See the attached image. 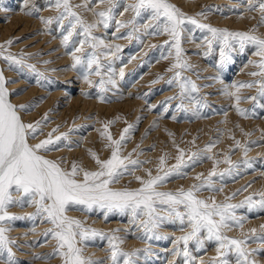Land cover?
Segmentation results:
<instances>
[{
    "label": "rangeland",
    "instance_id": "1",
    "mask_svg": "<svg viewBox=\"0 0 264 264\" xmlns=\"http://www.w3.org/2000/svg\"><path fill=\"white\" fill-rule=\"evenodd\" d=\"M49 2L50 0H3V5L0 6V25L8 24V18L12 16L13 12L24 13L23 15L31 20L24 31H20L25 25L21 24L22 26L19 28H17L18 26L13 27L8 34L0 36V45L5 46L3 51L5 54L11 53L17 57L23 54L26 64H34L37 71L44 74L41 82L37 83L36 75L27 67L18 70L15 66L10 67L8 62L0 57V70L3 71L6 79L14 81L7 84L10 93H12L10 100L16 105H33L29 111L20 113L23 120L34 122L40 120L45 113L48 115V121L43 126V135H40L36 140H31V143L44 139L52 129L59 126V131L55 132L54 136L67 133L68 139L67 142H61L59 150L47 153V155L53 156H49V158H64L66 163L63 164V167L65 168H69L72 161H77L83 167L95 170L97 166L90 157L89 150L96 152L101 159H107L111 155V149L105 146L107 140L100 136L103 124L110 120L115 121L109 125V131L114 139H119L122 130L132 124L134 128L123 145L122 154L127 156L132 153V159L150 161V163L138 167L133 175L126 173L113 187L137 188L140 185L135 176H145L146 169H151L153 175H156L161 156L167 154L166 167L176 163L175 157L178 154L176 145L190 154L204 149L210 141H218L212 152L207 153L221 161L216 166L217 172H222L229 167L228 164L223 163L225 154L230 155L233 162L239 163V167L231 176L226 175L223 180L218 177L214 178L216 187H222L223 192L204 190L199 193L200 197L214 196L217 202H221L225 196H229L237 189H242L249 184L248 190L241 191L231 203H239L251 193L264 192V97L257 93L259 85L240 90L242 97H257L255 101L241 100L240 107L247 110V118H245L239 115L233 107L234 99L224 95L222 91L224 85H231L234 81L251 82L261 79L259 76L249 75L251 72L258 71L256 67L248 63L249 60H259V57L253 54L254 48L249 46L243 52L234 51L232 62L225 68L219 69L217 67L220 59L219 47L214 45L212 51L209 52L204 39L208 35L206 30H200L191 24L187 25V29L190 31L184 32L182 47L184 58L192 65V68L184 70L182 75L195 82L199 90L181 98L178 85L175 82L172 84L167 82L174 74V72L167 71L174 62V49L171 50L173 54L169 55L170 49L164 45L165 40H168L169 37L167 35H149L148 32L151 29L146 30L144 25L153 22L147 14H142L136 19L135 27L138 30L129 38L127 33L133 28V25L129 24L118 30L115 20L127 22L132 19L133 13L131 11L124 12V7L132 3L133 0H118L119 7L115 10V19L110 22V26L107 29L100 26L93 33L107 44L120 45V51L116 52L115 56H101V63L108 65L111 62L115 69L116 74L113 76V79L116 80L115 87L110 84L105 85L108 91L103 93L105 100L102 102L99 99L100 89L96 86L100 77L90 75L89 78L94 84L92 86L87 84V87L82 90L81 104L87 100L95 101L103 106L101 111L98 105L93 104V109L88 106L86 113L78 112L76 115L69 113L62 121H57L55 116L59 112L53 113V108H61L63 105L61 101L65 102V96L59 97L55 105L50 108L46 107L50 95L63 90L65 91L64 95L77 96L80 90L76 88V83L74 86H68L66 83L69 80L74 81L75 78H82V73L79 69L71 67L73 63L69 54L71 44L68 49H65L61 43L66 31H62L55 22L46 29L39 18L57 15V10L54 7H49ZM170 2L188 16L196 17L201 23L226 28L230 31H249L258 24L261 17L258 9L259 0H255L256 10L251 11L248 0H170ZM71 3L73 5L88 4L89 8L95 7L97 11L108 6L107 0L103 4L98 0H71ZM33 7L39 8L38 14L28 15L27 12ZM75 11L90 23L97 20L93 12L84 7L76 8ZM202 11H206V16L197 15ZM120 12H124V14L121 16ZM64 23L67 25L68 21L66 20ZM256 34L264 35V26H260ZM10 39L13 40V43L7 45L6 41ZM73 39L77 41L78 46V40L82 37ZM86 51H90V49H86ZM113 51H115L114 48ZM165 56L167 59L163 58ZM56 57L67 60L66 64L59 65ZM246 65L247 68H244ZM120 69L124 70L123 78L119 76ZM239 69L242 70V73ZM60 70L64 71L61 76L68 74L73 77L66 81L65 77H60L57 74ZM238 70L241 75L239 81L237 78L235 80V76L238 77ZM72 71L73 73H71ZM68 75L66 78L70 77ZM108 76L109 73L105 72L104 79L107 80ZM161 76L163 79L158 80V77ZM144 77L146 80L143 79ZM214 77H219V79H213ZM157 80L158 82L153 83ZM140 84H144V86L141 87ZM34 87L37 90L31 92ZM85 92L89 95L85 96ZM170 97L175 98L169 99ZM126 100L137 101L139 105L127 106L124 104ZM197 101L200 103L197 104ZM181 104L187 111L179 107ZM137 107H139L138 112H136ZM194 113H198V115ZM173 116L175 119L172 118ZM93 132L96 133L95 137L87 138L89 133ZM169 133L172 135L170 136ZM245 133H249V135H245ZM231 137H235V140H239L242 145L249 146L247 156L244 155L242 148L235 147V140ZM193 140H195V144L192 143ZM185 159H187V155ZM244 160L250 161L251 167L240 163ZM212 167L213 160L204 159L185 169L186 176L170 179L162 186L161 190L175 191L181 186L187 189L198 183L194 179L197 174L203 173L206 176ZM9 212L22 217V219L11 223L12 231L9 233L10 238L16 241L13 251L19 264H61V258L53 253L56 245L55 240L50 235H44L45 230L52 225L42 217H29L30 213L35 212V207L27 204L24 206L13 205L10 206ZM68 215L83 220L86 227L98 229L107 235H111L113 230L119 229L120 231L115 234L124 238V243L121 245L124 251L149 248L148 256L145 258L141 254L138 264H189L188 258L182 254L176 255L174 252L176 238L189 230L185 228L182 231L178 222L164 224L157 229L162 237H167L166 239H140L142 229L138 227V221L132 222L130 214L113 213L105 219L103 212L97 209L90 213L73 210L69 211ZM237 215L247 217L243 228L244 233L251 236L250 229L255 228L257 236L264 235V230L261 229V225H264V209L249 210L245 206V208L237 210ZM227 234L231 237L242 238L241 230L238 228H234ZM176 247L180 250L183 249L182 244ZM215 247L214 242H206L204 249L198 250L196 244L190 241L188 250L193 257H196L191 264H200V260H203L205 264H210V258L216 255ZM248 247L250 249L264 248V241L253 238L249 240ZM108 249V240L96 237L87 242L85 255H90L94 259H103L105 264H111L108 260ZM255 258L259 264H264V252H260ZM229 259L231 264H235L234 255Z\"/></svg>",
    "mask_w": 264,
    "mask_h": 264
},
{
    "label": "snow or ice",
    "instance_id": "2",
    "mask_svg": "<svg viewBox=\"0 0 264 264\" xmlns=\"http://www.w3.org/2000/svg\"><path fill=\"white\" fill-rule=\"evenodd\" d=\"M98 2L103 4L105 0H98ZM2 5L3 0H0V6ZM107 5L103 10L97 11L95 7L89 8L88 4L73 5L71 0H50L49 7H54L57 15L47 18L39 17L46 29L55 22L62 31H66L61 43L65 49H68L71 44L69 53L73 61L71 67L79 69L84 82L90 86L94 84L89 78L90 75L100 77L96 86L100 89L99 99L102 102L105 100L103 93L108 91L105 85L110 84L113 87L116 85V80L113 79L116 73L111 62L108 65L101 63V56H115V53L120 51V45L107 44L102 38L93 34L94 30L100 26L107 29L110 22L115 19V10L119 7L118 0H107ZM248 5L250 11L257 8L255 0H248ZM79 7L92 11L97 20L91 23L86 21L75 11ZM258 9L261 17L257 25L249 31H230L201 23L196 17L188 16L170 0H133L124 7V12L133 13L132 19L127 22L115 20V23L118 30L129 24L133 25L127 33L130 38L138 30L135 27L136 19L142 14H147L153 22L144 25L146 30L151 29L148 34L169 37L164 45L170 49L169 55L173 54L171 50L174 49V62L167 71L174 74L167 82L169 84L175 82L178 85L181 98L199 90L195 82L182 75L184 70L192 68V65L184 58L182 47L183 34L189 30L187 25L191 24L195 28L206 30L208 35L204 39L209 52L214 45L219 47L220 59L217 65L219 69L225 68L232 62L234 51L243 52L249 46L254 48L253 54L259 57V60H249L248 63L256 67L258 71L251 72L249 75L259 76L261 79L235 82L224 85L222 89L224 95L234 99L233 107L237 113L247 118V110L240 107L241 100L255 101L257 97H242L240 90L259 85L257 93L264 97V35L256 34L258 28L264 26V0H259ZM38 12L39 8L33 7L27 14H38ZM124 12H120L119 15L122 16ZM197 15L206 16V11ZM66 20L67 25L64 23ZM74 37H82L78 40V46ZM12 43L11 39L6 41L7 45ZM4 47L0 45V57L8 62L10 67L15 66L18 70L27 67L36 75L37 83L41 82L44 74L38 72L34 64H26L23 54L19 57L11 53L5 54ZM101 49L104 51H99ZM163 58L167 59L166 56ZM105 72L109 73L107 80L104 79ZM119 76L123 78V69H120ZM159 79L163 77H158ZM213 79H219V77ZM13 82L6 79L3 71L0 70V258H3L0 259V264H19L13 251L16 241L10 238L9 233L12 231L11 223L22 217L10 213L9 208L13 205L24 206L25 204L35 207V212L29 214L30 218L42 217L52 225L45 230L44 235H50L55 240L53 253L61 258V264H105L103 259H94L90 255H85L87 242L96 237L108 240V260L111 264H121V262L122 264H138L141 254L146 258L150 253L149 248L124 251L121 247L124 238L115 234L120 231L119 229L107 235L98 229L86 227L83 220L68 215V212L73 210L90 213L97 209L103 212L105 219L113 213L130 214L132 222L138 221V227L142 229L140 239H166L167 237H162L157 229L164 224L178 222L182 231L185 228L189 230L176 238L174 252L176 255L182 254L188 258L189 264L196 259L188 250L190 241L196 244L198 250H203L206 242L215 243L216 255L210 258V264H231L229 257L232 255L235 257V264H259L255 257L260 252H264V248L250 249L248 242L253 238L264 241V235L257 236L255 228L250 229L251 236L244 233L243 228L247 217L238 216L237 210L245 206L249 210L264 209V192L251 193L239 203H231V201L241 191L246 192L250 184L225 196L221 202H217L214 196L201 198L199 195L204 190L223 192L222 187H216L214 178L223 180L226 175L231 176L239 167V163L233 162L230 155L225 154L223 163L228 164L229 167L222 172H217L216 166L221 161L207 153L212 152L218 141H210L204 149L190 154L176 145L178 154L175 157V164L166 167L168 157L165 154L159 158L156 175H153L151 169H146L145 176H135L139 187L115 188L113 185L118 184L126 173L133 175L138 167L150 163V161L132 159V153L127 156L122 154L123 145L129 138L134 125L129 124L122 130L119 139H114L109 131V125L115 121L110 120L104 123L100 136L107 140L105 146L111 149V155L107 159H101L96 152L89 150V155L97 166L95 170L87 169L77 161H72L70 167L65 168L63 167L66 163L64 158L52 159L47 153L59 150L61 142H67L68 134L61 133L54 136V133L59 131L57 126L44 139L31 143V140H36L43 135V126L48 121V115L45 113L40 120L25 122L20 113L29 111L33 105H16L10 100L12 93L7 84ZM84 95L88 96L89 93L85 92ZM173 98L175 97L169 99ZM199 103L197 101V104ZM179 107L187 111L183 104ZM194 114L198 115V113ZM172 118L175 119V116ZM169 135L172 134L169 133ZM231 138L235 140V137ZM192 143L195 144V140ZM68 146L70 148V144ZM235 147L242 148L244 155L247 156L249 151L247 144L242 145L239 140H235ZM133 151L135 152V149ZM186 155L187 159H185ZM204 159L213 160V167L206 176L199 173L194 177L198 183L187 189L181 186L175 191L161 190L170 179L186 176L185 169ZM240 163L251 167V162L248 160ZM234 228L241 230L242 238L227 234ZM261 229L264 230V225H261ZM181 244L182 250L176 247ZM200 264L205 262L200 260Z\"/></svg>",
    "mask_w": 264,
    "mask_h": 264
},
{
    "label": "bare ground",
    "instance_id": "3",
    "mask_svg": "<svg viewBox=\"0 0 264 264\" xmlns=\"http://www.w3.org/2000/svg\"><path fill=\"white\" fill-rule=\"evenodd\" d=\"M23 4H25V2H23ZM7 14V13H6ZM5 14V15H6ZM10 14V13H9ZM24 13H17V12H13V14H12V16H9L10 18H8V20H9V23L8 24H6V25H0V36L1 35H6V34H8L9 32H10V30H12V28L13 27H15L16 28V26H18L17 28H19V26H22L21 24H25L24 25V27H23V29L22 30H20V31H24L25 29H27V27L29 26V24H30V21L31 20H29L28 18H26V16L25 15H23ZM25 16V17H24ZM229 19V18H228ZM242 21V20H241ZM238 23V22H237ZM236 24V23H235ZM16 30V29H15ZM19 31V32H20ZM61 53V52H60ZM57 59H58V63H59V65L60 64H66V62H67V60H65V59H63L62 57H56ZM62 59V60H61ZM65 61V62H64ZM57 63V64H58ZM240 66V65H239ZM244 68H247V65L246 66H244ZM243 69V68H242ZM239 70H241V69H239ZM239 70H238V72H239ZM246 70V69H245ZM62 71L63 70H60L59 72H57V74H59V76L60 77H65V79H66V81L68 80V79H70V78H72L73 77V75H68V76H70L69 78H66L67 77V75H65V76H61V74H62ZM64 72V71H63ZM69 72V71H68ZM241 73H242V70L240 71ZM240 72L238 73V77H236L235 76V80H237L238 79V81H239V79L241 78V75H240ZM71 73H73V71L71 72ZM147 75H150V74H147ZM148 77V76H147ZM151 77V76H150ZM237 78V79H236ZM143 79H145L146 80V78L144 77ZM64 80V79H63ZM148 80V79H147ZM140 82V81H139ZM138 82V83H139ZM141 82H142V80H141ZM145 82V81H144ZM143 82V83H144ZM235 82V81H234ZM233 82V83H234ZM237 82V81H236ZM74 83H76V88H79V93H77L78 95L77 96H74L73 94H66V95H64V92L65 91H57V92H54L53 94H51L50 96V98H49V101H48V105L46 106V107H50V108H52V105L54 106L55 105V102H57L58 101V98L59 97H62V96H65L64 97V99H65V102H64V100H62L61 102H62V104L63 105H61V108H53L54 110H53V113L54 112H59L58 114H56V118H57V121H62L63 119H64V117H66V115L67 114H69V113H71V115H76V113H78V112H81V113H86L85 111H86V109H88V106H90V108L91 109H93V104H96V105H98V108H99V110L101 111V109L103 108V106H101V105H99V104H97L95 101H91V100H87V101H85V103H82L81 104V95H83L81 92H83L82 90L84 89V88H86L87 87V84L84 82V80L82 79V78H80V79H78V78H75V80L74 81H68V83H66V84H68V86H74ZM232 83V84H233ZM142 84V83H141ZM140 84V85H141ZM139 85V84H138ZM137 85V86H138ZM137 86H136V88H137ZM142 86H144V84L143 85H141V87ZM36 88L34 87V90L33 91H31V92H34V91H36L35 90ZM133 89V88H132ZM131 91V90H130ZM30 92V93H31ZM132 93V92H131ZM83 97V96H82ZM124 97V96H123ZM126 97V96H125ZM85 98V97H84ZM15 101V100H14ZM224 101V100H223ZM14 103V102H13ZM54 103V104H53ZM139 102H134V101H130V100H126L125 101V105H127V106H130V107H132V106H137V105H139L138 104ZM45 107V108H46ZM98 110V111H99ZM138 110H139V107H137L136 108V112H138ZM90 113V112H89ZM102 114V113H101ZM99 116V115H98ZM165 124V123H164ZM198 124V123H197ZM197 124H196V126H197ZM200 124V123H199ZM198 124V125H199ZM207 124V123H206ZM186 125V124H185ZM192 126V125H191ZM198 127V126H197ZM95 134L96 133H89V136L87 137V138H89V139H91V138H93V137H95ZM53 157V156H51V155H48V157ZM58 156H60V155H58ZM31 210V209H30ZM29 214V213H28ZM35 233V232H34ZM28 247V246H27Z\"/></svg>",
    "mask_w": 264,
    "mask_h": 264
}]
</instances>
